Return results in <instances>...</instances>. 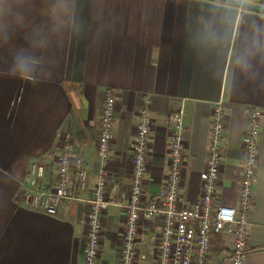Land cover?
<instances>
[{"label":"crops","instance_id":"1","mask_svg":"<svg viewBox=\"0 0 264 264\" xmlns=\"http://www.w3.org/2000/svg\"><path fill=\"white\" fill-rule=\"evenodd\" d=\"M264 6V0H244ZM78 35L53 40L45 67L51 72L33 86L0 77V264H83L87 201L96 186V141L104 91L116 101L113 140L107 164L97 264H119L125 213L119 204L130 189L135 126L143 109L152 119L143 203L164 188L169 158L167 117L183 106L186 153L182 199L196 201L208 157L214 106L221 102L224 136L216 201L236 203L244 158L241 138L249 129L248 108L260 107V158L250 215L248 264H264V77L253 81L230 75L226 48L210 46L211 32H247L264 26V13L213 0H78ZM37 22L44 18L37 14ZM18 38L16 43H21ZM238 43V41H237ZM7 54H0V71ZM68 134L72 153L87 170L85 190L71 194L55 216L23 204L19 183L35 162L56 179L60 137ZM160 216L142 222L139 252L155 264ZM229 251L220 235L211 243L207 264H225Z\"/></svg>","mask_w":264,"mask_h":264},{"label":"built area","instance_id":"2","mask_svg":"<svg viewBox=\"0 0 264 264\" xmlns=\"http://www.w3.org/2000/svg\"><path fill=\"white\" fill-rule=\"evenodd\" d=\"M116 101L113 91L105 89L96 153L99 169L95 188L91 191L86 214L83 264H97L100 249L102 211L108 202L103 200L107 164L113 140ZM249 129L241 138L244 158L241 177L236 187V203L216 201L217 183L221 177L222 143L224 136L221 102L214 106L208 136V157L201 173V194L187 203L182 199L186 153L184 141V108L171 111L167 117L166 145L169 169L166 185L154 198L143 203L145 173L152 119L143 109L135 126L132 173L127 201L119 206L125 213V227L121 238L119 264H137L145 260L139 252L138 235L142 222L155 216L162 220L156 245L155 264H207L211 243L220 235L229 251L225 264H248L250 215L255 198V178L260 158V118L262 110L250 106L247 111ZM60 151L56 160V179L46 181V168L35 162L28 167V178L19 183L23 204L48 216H55L63 201L74 200L75 193L85 190L87 170L81 158L72 153L70 135L60 137Z\"/></svg>","mask_w":264,"mask_h":264},{"label":"clouds","instance_id":"3","mask_svg":"<svg viewBox=\"0 0 264 264\" xmlns=\"http://www.w3.org/2000/svg\"><path fill=\"white\" fill-rule=\"evenodd\" d=\"M78 0H0V54H7L6 70L0 77L18 79L33 86L51 72L45 67L52 41L65 34L78 35ZM39 14L44 22H37ZM21 38V43H16ZM210 46L226 48L230 75L237 72L253 81L264 77V26L253 23L243 34L211 32ZM238 41V43H237Z\"/></svg>","mask_w":264,"mask_h":264},{"label":"water","instance_id":"4","mask_svg":"<svg viewBox=\"0 0 264 264\" xmlns=\"http://www.w3.org/2000/svg\"><path fill=\"white\" fill-rule=\"evenodd\" d=\"M213 1H218V2H223L227 4H232L234 6H237L239 8L243 9H248L252 11H257L264 13V6L258 5V4H253L244 0H213Z\"/></svg>","mask_w":264,"mask_h":264}]
</instances>
